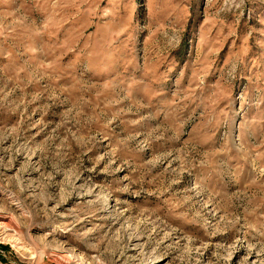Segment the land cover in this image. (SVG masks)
<instances>
[{
    "label": "rangeland",
    "instance_id": "1",
    "mask_svg": "<svg viewBox=\"0 0 264 264\" xmlns=\"http://www.w3.org/2000/svg\"><path fill=\"white\" fill-rule=\"evenodd\" d=\"M0 264H264V0H0Z\"/></svg>",
    "mask_w": 264,
    "mask_h": 264
}]
</instances>
